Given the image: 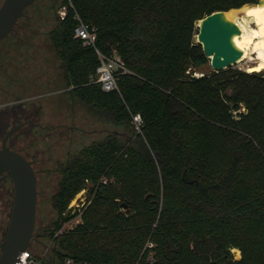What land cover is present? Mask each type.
<instances>
[{
  "label": "trees",
  "instance_id": "trees-1",
  "mask_svg": "<svg viewBox=\"0 0 264 264\" xmlns=\"http://www.w3.org/2000/svg\"><path fill=\"white\" fill-rule=\"evenodd\" d=\"M257 1L51 0L67 10L46 32V63L38 66L41 77L58 70L46 86L68 90L58 103L49 100L132 128L92 141L62 165L58 220L47 230L56 242L52 264L65 256L93 264H264V73L196 76L209 59L192 42L196 20ZM78 18L95 30L97 49L127 69L117 70V90L93 82L98 57L75 37ZM21 25L20 36L31 30ZM82 189L91 202L81 221L54 236L76 217L64 212ZM86 210L104 212L92 219Z\"/></svg>",
  "mask_w": 264,
  "mask_h": 264
},
{
  "label": "rangeland",
  "instance_id": "rangeland-1",
  "mask_svg": "<svg viewBox=\"0 0 264 264\" xmlns=\"http://www.w3.org/2000/svg\"><path fill=\"white\" fill-rule=\"evenodd\" d=\"M51 0H34L33 3L25 8V13L28 15L33 13L35 10L34 18L30 21L28 18H22L21 24L29 27V32H23L26 36V44L24 46L25 55L15 56L11 54V59L9 62L20 64L21 70L19 71V75L17 79L20 82L25 83V89L23 90L24 96L26 99L30 100H40V104L42 105V116L44 117L45 112H51L53 114H57V122L66 121V118H70L72 116V125L73 130L70 131V140L66 137V134L63 135L61 139L58 135H52L48 138V143H44V141H38L35 143L34 147H36L39 151H43L39 156L42 160L46 159L44 162H37L34 167L37 176V205H36V219L35 225L32 233V238L39 240L40 242L46 244H42L35 239H32L31 245L28 247V250L35 255L43 256L47 255L51 257L52 253L54 254V247H56V242H54L53 238L48 236V231L51 229V226L54 222L58 220V214L54 207L53 198L58 190V185L61 179V168L66 159L71 156L73 153L77 152L82 147L90 144L92 141L102 140L108 133H118L120 138L124 136V134L130 132V128L116 127L112 124L105 123L98 119H95L91 112L85 107H77L75 106V111L72 110V115L67 117L68 108H63V111L60 109H56L57 105H55V101L58 103V90L57 88H50L46 86V75L50 73H58V70L51 71H42V77L40 76V66L38 63L40 60L42 63L44 62L45 49L43 47L48 46L46 44L47 39L45 38L46 32L51 29L54 24V20L59 16L58 11L56 10L57 2H53L51 4ZM242 24L246 26V28H255V25L251 23V21L244 22L240 19ZM248 26V27H247ZM37 52V55L35 53ZM256 54L249 53V55L241 60L234 63L232 66L228 68L239 69L246 71V67L249 65H254L256 63L255 59ZM40 59V60H39ZM16 64V66H17ZM213 70L210 66V63L201 67L197 70L195 75L201 76L205 72H209ZM12 72V71H11ZM263 72L264 70L258 71ZM42 82L41 90L38 91V85ZM36 85V86H35ZM53 95V100H49V95ZM36 98V99H34ZM54 105V106H52ZM65 105V104H63ZM51 106V107H50ZM61 112L62 115L59 113ZM63 112V113H62ZM63 117V119L61 118ZM56 123V122H51ZM77 127V128H76ZM132 132V130H131ZM68 133V131H67ZM54 144V148H50L49 150H44L46 146ZM32 151H30L31 153ZM78 194V193H77ZM75 195V204L78 202ZM85 194V193H84ZM84 194H79V198L86 200L84 198ZM86 196L88 194L86 193ZM70 203V202H69ZM68 206V205H67ZM121 210H125L124 207ZM103 210H98L96 213H89V210L85 211V216L90 217L92 219H96L103 215ZM75 223H70L69 227H65L64 232L70 231L74 228ZM149 246H152L150 244ZM231 253L233 254L234 259L240 258V251L238 249H232ZM56 256V255H55ZM63 257V256H62ZM61 257V258H62ZM59 259V258H58Z\"/></svg>",
  "mask_w": 264,
  "mask_h": 264
},
{
  "label": "water",
  "instance_id": "water-1",
  "mask_svg": "<svg viewBox=\"0 0 264 264\" xmlns=\"http://www.w3.org/2000/svg\"><path fill=\"white\" fill-rule=\"evenodd\" d=\"M33 1H3L0 6V39L13 29L17 19L23 15L24 9ZM263 5L264 0H258L257 3H246L228 10L214 11L195 21L197 32L193 35L192 42L201 46L213 70L226 69L242 57V50L234 40L241 34L235 17L240 16L241 10L245 7ZM2 172H8L12 179L14 199L0 254V264H18V254L26 250L32 239H35L32 238V233L37 205L36 176L29 161L5 146L0 149V173ZM122 207L126 205L123 203ZM48 261L50 262V259Z\"/></svg>",
  "mask_w": 264,
  "mask_h": 264
},
{
  "label": "flooded vegetation",
  "instance_id": "flooded-vegetation-1",
  "mask_svg": "<svg viewBox=\"0 0 264 264\" xmlns=\"http://www.w3.org/2000/svg\"><path fill=\"white\" fill-rule=\"evenodd\" d=\"M3 1L0 0V6ZM24 15L23 12V16L17 19L13 29L0 39V149L5 146L9 150L19 153L31 163L36 176L34 169L36 163L45 162L46 159L40 158L39 155L43 151L41 152L34 147L35 143L43 140L47 144L48 138L52 135H58L62 139L63 135L66 134L70 140L71 135L69 133L73 130L72 116H70L72 115V108L68 102L65 105L60 103L58 107L62 111L63 108L69 109L67 110V117L70 116V118L65 117L66 121L57 122V117H55L57 114L45 112L44 117L42 116L40 100L32 101L22 97L26 82H20L17 79L21 70L20 64L9 61L11 54L24 56L25 37L24 34L20 36L19 31L23 28L19 21ZM16 43L17 46L12 45ZM59 77L63 78L61 72ZM67 90L68 88H63L59 89L58 92L63 93ZM59 114L62 115L61 112ZM61 118L63 119V117ZM53 121L56 123H51ZM54 147L52 143V145L46 146L44 150ZM30 151L32 152L30 153ZM13 199L12 179L8 172H2L0 173V254L10 220Z\"/></svg>",
  "mask_w": 264,
  "mask_h": 264
},
{
  "label": "built area",
  "instance_id": "built-area-1",
  "mask_svg": "<svg viewBox=\"0 0 264 264\" xmlns=\"http://www.w3.org/2000/svg\"><path fill=\"white\" fill-rule=\"evenodd\" d=\"M71 6V4H69ZM67 6H63L59 11V17L63 19L66 15ZM75 37L82 40L84 45L91 46L94 48L97 57H98V66L96 68V73L94 75L93 82L100 84L102 90L111 91L117 90V70H121L123 73L127 72V69L124 67L123 63L117 56H107L100 52L97 49L96 43V34L95 30L90 27L88 24L84 23L82 20L78 18V24L75 28ZM197 76V75H196ZM132 125L137 133H141L142 127V119L139 114L132 116ZM100 182L102 184H106L109 182L108 178H101ZM85 193V194H84ZM87 189H82L77 195L84 194L83 200L82 198L76 197L78 201L75 204V198L71 200L68 204L64 215L73 216L77 214L76 217L71 218L70 220L64 222L62 227L55 232L54 236L63 234L65 227H69L70 223L78 224L81 221V215L85 208L90 204V199L86 196ZM19 263L18 264H52L53 259L48 257L46 254L43 256H38L32 254L28 248L23 250L18 254ZM50 259V262L48 261ZM59 264H93L92 262L85 259H78L70 256H65L61 259Z\"/></svg>",
  "mask_w": 264,
  "mask_h": 264
},
{
  "label": "bare ground",
  "instance_id": "bare-ground-1",
  "mask_svg": "<svg viewBox=\"0 0 264 264\" xmlns=\"http://www.w3.org/2000/svg\"><path fill=\"white\" fill-rule=\"evenodd\" d=\"M244 22L251 21L255 28H246ZM235 22L241 30L240 36L235 37L236 45L242 50V57L245 59L249 53L256 54V63L246 67L247 72H258L264 70V5L252 8H243L240 16L235 17ZM248 27V26H247Z\"/></svg>",
  "mask_w": 264,
  "mask_h": 264
}]
</instances>
